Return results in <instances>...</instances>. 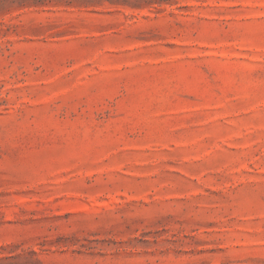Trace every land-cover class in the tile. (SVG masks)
<instances>
[{"label":"rangeland","instance_id":"1","mask_svg":"<svg viewBox=\"0 0 264 264\" xmlns=\"http://www.w3.org/2000/svg\"><path fill=\"white\" fill-rule=\"evenodd\" d=\"M0 264H264V0H0Z\"/></svg>","mask_w":264,"mask_h":264}]
</instances>
